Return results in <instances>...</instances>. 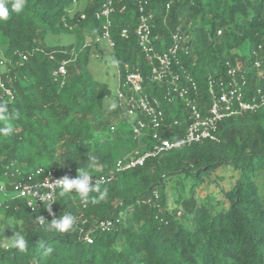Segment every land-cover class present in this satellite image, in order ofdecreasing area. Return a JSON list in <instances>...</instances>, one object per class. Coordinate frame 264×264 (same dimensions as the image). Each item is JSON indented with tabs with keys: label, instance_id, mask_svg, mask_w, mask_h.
<instances>
[{
	"label": "trees",
	"instance_id": "obj_1",
	"mask_svg": "<svg viewBox=\"0 0 264 264\" xmlns=\"http://www.w3.org/2000/svg\"><path fill=\"white\" fill-rule=\"evenodd\" d=\"M168 2L120 0L110 19L109 58L120 62V82L128 72L141 73L143 94L161 101L160 135L174 141L185 133L187 110L178 98L166 103L165 86L150 82L149 62L135 34L140 9L152 35L159 37L158 51L169 46L177 29L192 35L191 48L178 55L175 70L182 82L187 75L195 83L196 103L204 114L208 81L227 79L226 62L240 65L248 96L255 86H264V0H175L167 8ZM101 3L27 0L22 13H11L0 23V103L20 113L13 134L0 137V180L6 191L28 176L38 180L37 169L66 170L76 176L93 156L91 175H105L117 160L139 157L150 148V127L143 130L139 143L130 131L123 133L121 143L101 139L115 134L117 124L126 126L116 95V110L105 109L111 91L88 69L91 45L84 39L101 36L102 22L95 18ZM63 35L83 42L51 44ZM63 61L65 75L55 77ZM255 61L262 63L261 69L254 67ZM218 137V142L162 152L141 166L115 173L110 182L99 184L108 195L96 205L85 206L76 194L60 197L59 190L53 202L35 211L24 199L5 200L7 208L0 211L12 220L8 234L20 232L29 245L21 252L0 244V264H264V198L256 182L264 169V107L223 120ZM124 142H132L134 148L121 157ZM222 165L240 172L234 186L213 206L195 203V191ZM169 188L173 192L168 195ZM185 193L188 197L183 199ZM50 204L52 214L46 210ZM64 213L77 218L70 233L46 231L37 220L42 216L51 222ZM108 221L112 227L101 231L99 225Z\"/></svg>",
	"mask_w": 264,
	"mask_h": 264
},
{
	"label": "built area",
	"instance_id": "obj_2",
	"mask_svg": "<svg viewBox=\"0 0 264 264\" xmlns=\"http://www.w3.org/2000/svg\"><path fill=\"white\" fill-rule=\"evenodd\" d=\"M120 0H102L99 10L95 14V18L102 22L101 36L96 40H107L109 48L113 47V42L110 39L109 28L111 26V16L116 12V4ZM175 0H169L167 8ZM140 9L139 24L135 29V34L138 37V44L149 62L150 66V82L162 84L165 86V102L171 103L175 98L183 101L187 110V122L184 135L174 141L162 138L160 131L164 124V116L161 109V101L150 99L143 94V78L141 73L136 69L128 72L125 78L120 82L117 78V94L116 98L120 108L125 125L130 128L133 140L140 142L143 136V130L150 127L153 131L150 140V148L141 154L139 157H126L117 160L114 169L110 170L105 175L93 176V184L95 181L98 184L110 182L115 173L132 169L136 166L143 165L147 158L155 157L158 154L182 146L201 143L203 141L218 142V126L223 120L240 115L248 111H256L264 107V86H255L251 95H247L244 91L248 86L245 75L240 74V66H232L229 62L225 63L226 76L225 80H209L207 84V94L209 96V105L206 112L203 114L196 103L197 87L192 79L185 75L184 82L181 81V76L175 70L179 67L178 55L187 53L191 48L192 35L187 32H182L177 29L171 34L169 46L158 51L155 43L159 40L158 36L152 35L150 22ZM83 18V17H82ZM220 35V31L217 32ZM122 36L127 37V32L122 31ZM164 47V44H161ZM255 52H253L254 54ZM25 60V57H22ZM2 62H0V65ZM67 62L63 61L54 72L55 77H64L65 67ZM255 68H262V63L254 62ZM6 94H10L6 90ZM142 116L148 121L137 118ZM176 125V122H174ZM111 131L114 127L110 128ZM39 176L38 180L28 176L25 181L15 184L12 190L6 191L5 185L0 183V195L7 200L11 197L24 199L26 206L35 211L40 206L53 202L54 194L58 187L53 183L69 176L75 178V175L69 174L68 171L62 170L58 172L56 169H37L35 172ZM7 206L0 202V209L5 210ZM112 227L111 222H102L99 225L101 231H109ZM86 241L91 243L92 240L86 237Z\"/></svg>",
	"mask_w": 264,
	"mask_h": 264
},
{
	"label": "clouds",
	"instance_id": "obj_3",
	"mask_svg": "<svg viewBox=\"0 0 264 264\" xmlns=\"http://www.w3.org/2000/svg\"><path fill=\"white\" fill-rule=\"evenodd\" d=\"M26 5L27 0H0V23L7 22L11 13H22ZM119 63V60L115 57L110 61L113 68H118ZM117 107L118 105L112 102L108 105V110L114 111ZM19 118L20 113L18 111H10L6 104L0 103V137L11 136L14 132V121ZM95 165L96 158L94 156L87 157L86 166L78 169L75 178L66 175L56 180L53 184L59 188V196L65 197L76 194L85 206L89 204L96 205L104 200L108 195V189H101L96 181L93 184V177L90 173V169L94 168ZM2 199L0 202L5 201L3 197ZM51 206L52 204L46 209L50 214H52ZM37 220L45 226L46 231L57 234L70 233L75 230L77 224V218L71 213H64L59 218L54 217L51 222H47L42 216H38ZM3 240L2 247L5 250L16 249L23 252L28 249L29 242L20 232H14L10 239L4 237ZM47 251L50 253L52 249L49 248Z\"/></svg>",
	"mask_w": 264,
	"mask_h": 264
},
{
	"label": "rangeland",
	"instance_id": "obj_4",
	"mask_svg": "<svg viewBox=\"0 0 264 264\" xmlns=\"http://www.w3.org/2000/svg\"><path fill=\"white\" fill-rule=\"evenodd\" d=\"M59 39V40H58ZM49 41V40H48ZM55 41H58L61 44H69L71 42H77L79 46L83 41L74 39L71 36H61L57 39L50 41L51 44H55ZM86 43L91 45L90 58L88 62V69L93 78L99 82L105 83L111 91V98L106 99L104 102L105 109L108 108V105L112 103L115 95L117 94V70L110 65L109 52L110 48L107 40L94 39H84ZM240 66V65H239ZM130 130L127 126H122L120 123L116 125L115 134H105L101 136L103 140H109L110 142H120L123 140V133H126ZM121 149L119 150V155L121 157L127 156L133 150L132 142H124L121 144ZM240 172L235 171L231 168L230 165H222L217 168L205 183L195 191L193 201L197 204H205L207 206H213L214 203L218 200L223 199V191L230 190L236 180L239 178ZM256 182L259 185L260 193L264 198V169L261 170L256 175ZM0 183H4L3 180H0ZM188 186V185H187ZM188 191V187H187ZM173 192L172 188H169L168 195ZM172 196L170 195L169 204L172 207ZM181 197L184 199L188 197V193L182 194ZM227 208V207H226ZM219 210V208L217 209ZM12 220L4 218L3 212L0 211V244L4 242L3 238H11L8 234V228L11 226Z\"/></svg>",
	"mask_w": 264,
	"mask_h": 264
},
{
	"label": "crops",
	"instance_id": "obj_5",
	"mask_svg": "<svg viewBox=\"0 0 264 264\" xmlns=\"http://www.w3.org/2000/svg\"><path fill=\"white\" fill-rule=\"evenodd\" d=\"M3 199H2V195H0V201H2Z\"/></svg>",
	"mask_w": 264,
	"mask_h": 264
}]
</instances>
